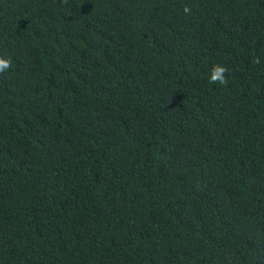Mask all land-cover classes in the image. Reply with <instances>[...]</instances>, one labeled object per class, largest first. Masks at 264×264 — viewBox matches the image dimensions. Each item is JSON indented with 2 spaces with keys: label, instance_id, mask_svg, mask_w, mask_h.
Here are the masks:
<instances>
[{
  "label": "trees",
  "instance_id": "16d2710c",
  "mask_svg": "<svg viewBox=\"0 0 264 264\" xmlns=\"http://www.w3.org/2000/svg\"><path fill=\"white\" fill-rule=\"evenodd\" d=\"M0 56V264H264V0H0Z\"/></svg>",
  "mask_w": 264,
  "mask_h": 264
},
{
  "label": "clouds",
  "instance_id": "9594fccd",
  "mask_svg": "<svg viewBox=\"0 0 264 264\" xmlns=\"http://www.w3.org/2000/svg\"><path fill=\"white\" fill-rule=\"evenodd\" d=\"M185 14H191V8L188 5H185L183 8ZM12 66L10 59L0 56V74L7 72ZM229 72V69L221 64H214L208 74V80L212 84L227 86L228 79L226 73Z\"/></svg>",
  "mask_w": 264,
  "mask_h": 264
}]
</instances>
